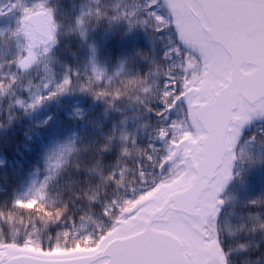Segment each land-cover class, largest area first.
Here are the masks:
<instances>
[{
	"label": "snow or ice",
	"instance_id": "snow-or-ice-1",
	"mask_svg": "<svg viewBox=\"0 0 264 264\" xmlns=\"http://www.w3.org/2000/svg\"><path fill=\"white\" fill-rule=\"evenodd\" d=\"M17 125L0 264H264V0H0Z\"/></svg>",
	"mask_w": 264,
	"mask_h": 264
},
{
	"label": "trees",
	"instance_id": "trees-1",
	"mask_svg": "<svg viewBox=\"0 0 264 264\" xmlns=\"http://www.w3.org/2000/svg\"><path fill=\"white\" fill-rule=\"evenodd\" d=\"M74 51V49H73ZM19 125H17V131L13 132L11 137H9L6 141H0V158H3L7 161H11L17 154V151L20 149V145L23 143L21 140V133L19 130ZM107 163H113L114 158L108 157L106 158ZM11 167L9 164V169L6 172L0 173V177H7L11 173Z\"/></svg>",
	"mask_w": 264,
	"mask_h": 264
}]
</instances>
